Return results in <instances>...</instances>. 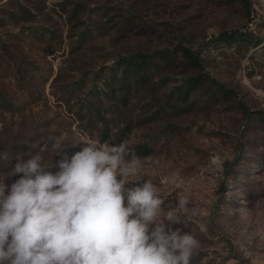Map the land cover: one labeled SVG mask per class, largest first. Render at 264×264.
<instances>
[{
    "label": "rangeland",
    "instance_id": "rangeland-1",
    "mask_svg": "<svg viewBox=\"0 0 264 264\" xmlns=\"http://www.w3.org/2000/svg\"><path fill=\"white\" fill-rule=\"evenodd\" d=\"M81 141L135 154L189 264H264V4L0 0L5 194L18 157L54 174Z\"/></svg>",
    "mask_w": 264,
    "mask_h": 264
},
{
    "label": "clouds",
    "instance_id": "clouds-1",
    "mask_svg": "<svg viewBox=\"0 0 264 264\" xmlns=\"http://www.w3.org/2000/svg\"><path fill=\"white\" fill-rule=\"evenodd\" d=\"M81 142L54 174L27 153L7 194L0 182V264H189L198 242L173 230L180 221L157 187H126L141 177L135 154L123 142Z\"/></svg>",
    "mask_w": 264,
    "mask_h": 264
},
{
    "label": "built area",
    "instance_id": "built-area-1",
    "mask_svg": "<svg viewBox=\"0 0 264 264\" xmlns=\"http://www.w3.org/2000/svg\"><path fill=\"white\" fill-rule=\"evenodd\" d=\"M262 4H264V0H260Z\"/></svg>",
    "mask_w": 264,
    "mask_h": 264
}]
</instances>
